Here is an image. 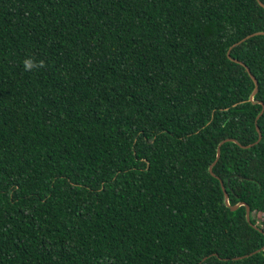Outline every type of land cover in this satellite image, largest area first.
Returning <instances> with one entry per match:
<instances>
[{
    "label": "trees",
    "instance_id": "obj_1",
    "mask_svg": "<svg viewBox=\"0 0 264 264\" xmlns=\"http://www.w3.org/2000/svg\"><path fill=\"white\" fill-rule=\"evenodd\" d=\"M257 31L259 0H0V264H264L230 206L264 229Z\"/></svg>",
    "mask_w": 264,
    "mask_h": 264
},
{
    "label": "water",
    "instance_id": "obj_2",
    "mask_svg": "<svg viewBox=\"0 0 264 264\" xmlns=\"http://www.w3.org/2000/svg\"><path fill=\"white\" fill-rule=\"evenodd\" d=\"M259 2H260V4L264 7V2H262L261 0H259ZM256 34H257V35H258V34H264V31H257V32H255V33H253V34H250V35L244 37L242 40H240V41L234 43V44L230 47L229 52H228V56H229L230 59L234 60V61L237 62V63H241L242 65L246 66L247 71L249 72V74L251 75V77H252V79H253V81H254V83H255V88H254V90H253V92H252V94H251V97H250L251 100H254V96H255L256 93L258 92V89H259V82H258V79H257L256 76L252 73L251 69H250V68H249V67H248L243 61L239 60L238 58H234V57H232V55H231V51H230V50H231V48H232L233 46H235V45L241 43V42L244 41L245 39H247V38H249V37H251V36H253V35H256ZM257 130H258V132H259V138H258L254 143H251V144L244 145V144H242L240 141L236 140L235 138H226V139L222 140V141L219 143V145H218V149H217V158H216V160L210 165V171H211V174H212L213 176H215V177H218V175L213 171V166L215 165V163H216V162L218 161V159L220 158V155H221V145H222L224 142H226V141H235V142H237V143H238L240 146H242V147H246V148H247V147H251V146L254 145L255 143H258V142L261 140V138H262V134H261V131H260L259 126H257ZM221 185H222V188H223L224 193H225V202H226L227 205H230V201H229V193H228V191H227V189H226V186H225L223 180H221ZM241 205H245V206H246V217H247V220L249 221V223H250L254 228H257V229H259L261 232H264V229L260 228L257 224H254V223L251 221V206H250L248 203L241 201V202H239V203H237V204H235V205H230V206H231V209H232V210H236V209H238ZM262 249H264V246H263L261 249H257L256 251L251 252L250 254H245V255H243V256H239V257H235V258L237 259V258H241V257H247V256H249V255H252V254L255 253V252H259V251H261ZM206 258H207V256L204 257L203 260L206 259Z\"/></svg>",
    "mask_w": 264,
    "mask_h": 264
},
{
    "label": "clouds",
    "instance_id": "obj_3",
    "mask_svg": "<svg viewBox=\"0 0 264 264\" xmlns=\"http://www.w3.org/2000/svg\"><path fill=\"white\" fill-rule=\"evenodd\" d=\"M22 64H23V68L26 72L31 71L36 67H43L44 66L43 61H36L31 57L25 58L22 61Z\"/></svg>",
    "mask_w": 264,
    "mask_h": 264
}]
</instances>
